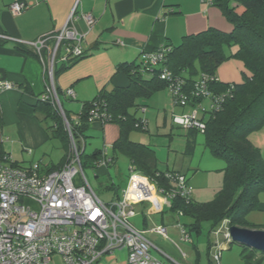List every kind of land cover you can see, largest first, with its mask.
<instances>
[{"label":"trees","instance_id":"16d2710c","mask_svg":"<svg viewBox=\"0 0 264 264\" xmlns=\"http://www.w3.org/2000/svg\"><path fill=\"white\" fill-rule=\"evenodd\" d=\"M211 3L218 6L231 23V30L207 27L200 32L186 34L176 45L165 44L158 47L156 50H163L164 56L155 65L144 63L141 58L138 62H119L115 74L125 75V85H114L109 90L101 88L90 100L82 102L74 119L63 108L70 134L80 151L82 167L83 159L94 165L96 159L104 154L101 148L84 154L85 132L91 123L88 117L92 109H98L111 117L109 123H116L119 127L118 136L112 142L113 155L110 156L109 163L114 162L120 152L127 157L130 170L146 175L159 186L166 185L170 189L173 185L164 181L157 172L177 171L159 169L150 144L129 138L131 130L146 129L143 126L144 118L135 116L132 109L144 108L146 99L154 93L164 88L169 90V80L177 87L176 94L170 92L176 105L200 104L205 107V112L208 113L203 118L204 128L185 129L184 152L192 154L196 134L202 132L205 146L213 155L225 159L226 164L222 168V184L212 199L198 201L192 197V193L187 199L176 195L165 209L175 214L180 212L192 219L187 226L180 223L188 235L192 231L199 233L205 221L210 222L212 227L223 219H227L228 226L252 227L246 220V215L258 209V194L264 191V159L260 149L249 139L251 132L264 125V0H211ZM18 48L39 60L33 49L29 51L20 46ZM83 56L84 51L68 62L56 63L53 68V81L60 71L67 69ZM227 59L242 62V81L225 82L217 78V68ZM163 69L169 71V80L161 78ZM146 74H149L148 77ZM203 78L205 90L209 94L207 103L199 88ZM55 88L59 99L61 94L66 97L61 89L56 86ZM220 94L225 96L219 106L210 107L214 96ZM180 98L184 103L179 102ZM33 111L43 114V119L51 120L52 124L48 126L51 136L59 138L69 149V132L57 107L49 101H42L39 96ZM4 155L8 156L0 147V156ZM66 156L67 153L57 164L40 163V170L48 172L60 167ZM12 163L27 167L17 160H12ZM111 186L113 185L108 184L107 187ZM240 257L243 264H262L264 261V253L242 244Z\"/></svg>","mask_w":264,"mask_h":264},{"label":"built area","instance_id":"2783aa9c","mask_svg":"<svg viewBox=\"0 0 264 264\" xmlns=\"http://www.w3.org/2000/svg\"><path fill=\"white\" fill-rule=\"evenodd\" d=\"M26 6V1L17 0L9 5V9L17 14ZM81 16L90 27L93 17L88 13ZM82 38L83 34L73 25L65 23L57 33L44 35L31 43L30 47L38 55L48 79L40 99L51 102L60 111L69 132L70 145L62 165L48 172L40 170L39 162L22 167L13 165L9 156H0V264H50L55 254L60 256L61 264H100L105 255L115 251L124 252L123 264H162L150 253L153 244L146 236L147 230L137 228L130 221L135 205L144 201L155 204L156 200L169 207L174 196L187 199L192 193L185 175L179 172H157L164 181L173 185L169 189L130 170L120 198L105 203L98 197L83 171L79 148L70 134L69 123L53 83L54 65L81 55ZM49 40L52 41L51 47L47 43ZM163 56V50H155L143 53L141 59L155 65ZM161 78L169 80V71L163 69ZM169 81L170 92L176 94L175 83ZM204 82L205 78L199 83L200 94L209 99ZM13 87L12 81L0 77V92ZM63 92L74 97L71 88ZM224 96L215 95L210 107L217 108ZM179 102L184 103V100L180 98ZM190 107V112L174 115V121L185 129L202 130L203 118L208 112L200 104ZM110 118L106 112L92 109L88 120L105 123ZM143 126L146 127L145 119ZM110 160L104 153L96 159L94 166L108 165ZM223 221L226 224L224 236L229 241L227 219ZM177 226L181 238L189 241L184 227L179 223ZM151 230L167 237L165 226Z\"/></svg>","mask_w":264,"mask_h":264},{"label":"crops","instance_id":"0c3cea01","mask_svg":"<svg viewBox=\"0 0 264 264\" xmlns=\"http://www.w3.org/2000/svg\"><path fill=\"white\" fill-rule=\"evenodd\" d=\"M14 1L17 0H0V35L7 37H0V77L14 83L13 88L0 92V147L11 160L16 159L11 152L7 151L11 148L6 147L2 137L5 133H13L10 130H14V126L20 123H28L35 132L41 133V128L34 118L33 106L48 82L42 63L34 55L20 50L19 46L30 51L32 42L44 35L57 33L65 23L73 25L82 33L83 38L80 45L85 56L62 70L63 73L60 71L53 81L54 85L62 91L71 88L74 97H68V99L77 100L79 98L82 104L90 100L101 88L107 89L111 81V88L114 85L127 83L123 73L115 74L116 65L119 62L137 60L142 57L143 53L156 50L165 44L176 45L180 43L184 35L200 32L207 27L223 31H229L232 28L231 23L219 7L211 3V0L210 2L205 0H24L27 6L17 14L9 9V5ZM71 13H73L72 18ZM83 13H88L93 17L94 21L90 27L81 16ZM47 43L49 47L52 46L51 40ZM228 62L221 67L222 73L216 74L217 78L225 82L242 81L241 75H243L244 67L241 61ZM90 126L100 127L104 138L107 137L112 142L119 133V127L109 122L93 121ZM16 132L20 133L17 127ZM35 139L31 136L28 143H32ZM249 139L260 149L264 159V125L251 132ZM29 164L30 162L21 165L28 166ZM44 164L54 163L48 161ZM100 167L104 166L100 165L97 168ZM163 169L176 170L185 175L190 185H195L193 188H203L202 191L197 189L196 192H192V197L198 201H203L201 197L211 192L209 186L199 183L197 169H192V173H189L190 167H169L167 165ZM213 191H217L216 188ZM258 200V209L246 215V220L252 225L248 228L264 229V191L258 194ZM154 201L155 204L150 202L149 206L152 212H162L167 208L164 204ZM143 221L146 220L143 219ZM167 223L169 227L167 224L162 225L166 227L167 237L158 235L163 239L168 238L169 229V233L174 237L177 236V231V237L184 241L178 227L175 225L173 227L170 221ZM148 232L155 233L152 230H147L146 233ZM189 237L190 240L184 242L191 241L194 250L192 264H196L195 261L200 264L199 250L194 245L191 234ZM228 242L233 241L230 239ZM210 247L208 246L209 251ZM155 248L163 253L160 248ZM180 252L182 257L187 256L184 251L180 250ZM218 256L217 262L212 256L216 264H220V252ZM208 261L211 262L209 258Z\"/></svg>","mask_w":264,"mask_h":264},{"label":"rangeland","instance_id":"374dc122","mask_svg":"<svg viewBox=\"0 0 264 264\" xmlns=\"http://www.w3.org/2000/svg\"><path fill=\"white\" fill-rule=\"evenodd\" d=\"M136 61H140V57L137 58ZM228 61L240 60H225L217 68L216 74L222 73L221 67L229 63ZM63 72L64 71L61 73ZM148 75L149 74H146L147 77ZM111 85L112 81L107 87L110 89ZM60 100L62 107L67 110L70 117L74 119L76 113L79 112L82 106L80 99H68V97L61 94ZM204 100L206 103L208 102L207 99ZM145 103L144 109L140 107L132 109V111L135 116L146 120V129L131 130L129 138L133 141L150 144L157 158V166L161 170L167 165L169 167H190L189 173L193 172L192 169H197V179L200 180L199 183L209 186V190L211 191L206 195L204 194V197L201 198L203 201L211 199L216 193V191L214 192L213 190L216 188L218 191L222 184V167L225 166L226 161L219 156L213 155L209 151L205 146L202 132L196 134L193 154L187 155L184 153L186 138L185 128L176 123L173 117L174 115H182L190 112L191 107L189 105H176L168 88L157 91L146 99ZM205 116H207V114ZM34 118L41 128V133L38 132L39 135L28 123H20L14 126V130H10L13 133H5L2 137V141L6 144V147L11 148L7 151L11 152L12 156L21 164H26L28 162H41L43 164L48 161L55 163L68 153L69 149L59 138L51 136V131L48 127L52 124L51 120L43 119L44 116L40 112H35ZM97 123L101 122L97 121ZM112 124L115 127L118 126L116 123ZM16 127L20 133L16 132ZM28 133H32V135ZM85 134L84 154L92 152L95 148H101L106 154V157L113 155L112 141L108 140L107 137L104 138L103 130L100 127L93 128L90 126ZM13 135H17V137ZM31 136L36 139H43L40 141L35 139L32 143H28ZM83 171L98 197L105 203H110L122 196V191L127 185L131 172L127 157L120 152L116 155L114 162L108 163L107 166L100 168H94L92 162L83 159ZM108 184H112L113 186L109 188L107 187ZM192 185V192H196L197 189L200 191L203 190V188H193L195 185ZM197 198L201 199L199 197ZM150 204V202L144 201L135 205L134 216L130 221L139 229L145 228L150 231L154 227L163 224H167L169 227V223H167L169 221L173 227L174 225L178 227V223L187 226V224L192 222L190 217L183 214L178 215L171 213L165 210L167 208L163 209L164 212H152L149 208ZM143 219L146 221L144 222ZM225 228L226 224L223 220L214 227L211 226L210 222L205 221L202 223V228L199 233L195 231L191 232V239L199 250L200 264L207 263L208 258L213 264H216L212 256H218L219 252L221 253V257L219 258L220 264H243L240 258L241 245L234 241L229 243L228 240L225 239ZM169 232L168 229L169 235L166 239H163L153 232L146 233V236L152 241L153 245L163 251L162 253L152 246L150 248V253L156 259L160 260L162 264H192L194 260V250L191 241H181L177 237V231L176 237ZM208 246H211L210 251ZM180 250L182 252L184 251L187 256L182 257ZM123 260L124 252L115 251L113 254L105 255L100 261V264H123ZM216 261H218V259H216ZM50 264H61L60 256L56 254L53 255Z\"/></svg>","mask_w":264,"mask_h":264},{"label":"water","instance_id":"95a60500","mask_svg":"<svg viewBox=\"0 0 264 264\" xmlns=\"http://www.w3.org/2000/svg\"><path fill=\"white\" fill-rule=\"evenodd\" d=\"M228 233L231 241L247 245L264 253V229L231 225L228 227Z\"/></svg>","mask_w":264,"mask_h":264}]
</instances>
